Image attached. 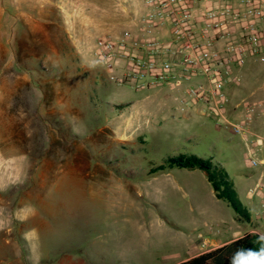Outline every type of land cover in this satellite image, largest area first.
Instances as JSON below:
<instances>
[{
  "label": "rangeland",
  "instance_id": "obj_1",
  "mask_svg": "<svg viewBox=\"0 0 264 264\" xmlns=\"http://www.w3.org/2000/svg\"><path fill=\"white\" fill-rule=\"evenodd\" d=\"M143 12L142 0H0V264H175L247 225L202 171L167 164L178 155L220 167L260 211L243 142L202 104L117 85L97 62L96 40ZM236 74L234 102L264 105V52Z\"/></svg>",
  "mask_w": 264,
  "mask_h": 264
},
{
  "label": "built area",
  "instance_id": "obj_2",
  "mask_svg": "<svg viewBox=\"0 0 264 264\" xmlns=\"http://www.w3.org/2000/svg\"><path fill=\"white\" fill-rule=\"evenodd\" d=\"M142 1L134 31L96 40L97 62L117 85L181 88L189 104H202L217 126L243 142L249 165L258 170L248 194L258 195L264 190V129L254 131L253 123L264 121V105L242 102L243 117L236 121L228 119L225 108L227 87L239 82L236 72L264 52V0ZM121 66V77L112 74ZM206 244L200 243L202 251Z\"/></svg>",
  "mask_w": 264,
  "mask_h": 264
},
{
  "label": "trees",
  "instance_id": "obj_3",
  "mask_svg": "<svg viewBox=\"0 0 264 264\" xmlns=\"http://www.w3.org/2000/svg\"><path fill=\"white\" fill-rule=\"evenodd\" d=\"M167 164L202 171L214 196L226 202L235 214L248 219V213L239 202L232 182L220 167L212 165L209 160L194 155L171 157L167 159ZM159 168L162 169V166ZM178 264H264V236L244 234L229 245L200 254Z\"/></svg>",
  "mask_w": 264,
  "mask_h": 264
},
{
  "label": "crops",
  "instance_id": "obj_4",
  "mask_svg": "<svg viewBox=\"0 0 264 264\" xmlns=\"http://www.w3.org/2000/svg\"><path fill=\"white\" fill-rule=\"evenodd\" d=\"M228 92V102L225 108L226 116L228 119L236 121L239 120L243 117V112L241 110V104L242 102L245 103L246 101H239V102H234L235 98V92L236 88L232 87L231 85L227 87ZM264 95V94H262ZM261 95V96H262ZM251 102H255L251 101ZM262 129H264V121L261 119H256L255 122L253 123V130L257 132H261ZM264 155V153H262ZM258 171V170H257ZM258 177V174H257ZM260 197V211L255 212L253 214L255 216V219H252V216L250 213H248V219H245L248 223L247 225H236L234 227H229L226 232H220L217 235H215L211 239H206L207 241V248L206 250L202 251L201 248L199 247L200 244H195L191 247H188L186 250L187 253H185V257L178 260L175 264H178L180 262L186 261L190 258H193L195 256H198L200 254L212 251L214 249L220 248L225 245L231 244L233 241L236 239L242 237L244 234H254L253 230L255 229L260 236H264V208H261V204L264 203V190H262L258 195L251 197L248 193L246 195V200H247V205H249V208L252 205V201L256 198ZM252 211V208H251ZM7 264H14L13 262H7ZM61 264H76L72 261L69 260H62Z\"/></svg>",
  "mask_w": 264,
  "mask_h": 264
}]
</instances>
